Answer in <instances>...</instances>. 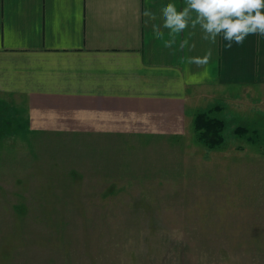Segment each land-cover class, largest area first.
<instances>
[{
    "label": "rangeland",
    "instance_id": "rangeland-1",
    "mask_svg": "<svg viewBox=\"0 0 264 264\" xmlns=\"http://www.w3.org/2000/svg\"><path fill=\"white\" fill-rule=\"evenodd\" d=\"M246 105L201 109L225 122L215 147L200 113L174 135L113 134L0 108V264H264V100Z\"/></svg>",
    "mask_w": 264,
    "mask_h": 264
},
{
    "label": "crops",
    "instance_id": "crops-1",
    "mask_svg": "<svg viewBox=\"0 0 264 264\" xmlns=\"http://www.w3.org/2000/svg\"><path fill=\"white\" fill-rule=\"evenodd\" d=\"M168 3L178 11L187 6L186 0H0L4 118L13 104L25 106L32 131L174 135L219 102L245 117L246 104L264 100V36L249 35L228 49L223 34L215 43L205 40L191 20L171 34L161 12ZM146 9L155 20L143 15ZM209 49L208 64L189 63Z\"/></svg>",
    "mask_w": 264,
    "mask_h": 264
},
{
    "label": "clouds",
    "instance_id": "clouds-1",
    "mask_svg": "<svg viewBox=\"0 0 264 264\" xmlns=\"http://www.w3.org/2000/svg\"><path fill=\"white\" fill-rule=\"evenodd\" d=\"M187 6L178 11L174 3H168L161 9L163 16V28L169 29L171 34H178L189 27L197 25L204 31V39L216 42L217 36L223 34V39L230 49L233 42L242 45L249 35L264 36V0H186ZM196 13V18L191 19L190 12ZM143 15L149 20H155L156 15L146 9ZM153 31L157 36L163 33L158 25H153ZM174 40L168 41L166 47H171ZM188 44L185 40L180 47ZM191 47H195L193 44ZM212 56L209 49L203 57H191L189 63L202 67L208 64Z\"/></svg>",
    "mask_w": 264,
    "mask_h": 264
},
{
    "label": "trees",
    "instance_id": "trees-1",
    "mask_svg": "<svg viewBox=\"0 0 264 264\" xmlns=\"http://www.w3.org/2000/svg\"><path fill=\"white\" fill-rule=\"evenodd\" d=\"M1 125V117H0ZM196 129L203 131L202 140L209 146L215 147L222 143L221 133L225 128V122L218 118L208 117L205 113L198 114L195 120ZM238 129L237 132H240Z\"/></svg>",
    "mask_w": 264,
    "mask_h": 264
}]
</instances>
